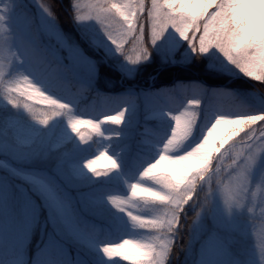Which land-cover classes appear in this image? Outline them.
<instances>
[{
  "label": "rangeland",
  "instance_id": "1",
  "mask_svg": "<svg viewBox=\"0 0 264 264\" xmlns=\"http://www.w3.org/2000/svg\"><path fill=\"white\" fill-rule=\"evenodd\" d=\"M79 2L84 5L88 0ZM5 4L9 7L3 13L4 23L10 39L2 36L0 39H6L8 46L23 59L22 64H16V70H25L42 85L51 82L52 85L67 88L73 79L95 86L99 77V60L89 54L88 49L98 52L106 61L115 59L117 65H114L130 78L135 77L142 65L131 66L123 57L109 51L111 44L106 48L96 42L91 30L96 27L101 36L103 32L94 19L83 20V24L75 22L84 40L79 42L69 36L56 19L45 13L41 5L47 4L43 0H0V7ZM144 4L146 8V0ZM75 15L74 12V21ZM80 15L86 16L87 9L82 7ZM138 21H135L137 26ZM133 42L130 37L123 45L130 55L133 54ZM86 43L88 49L84 46ZM144 46L148 47L145 34ZM153 50L167 63L184 64L194 57L172 33L158 41ZM206 57L211 66L229 75L242 77L227 67L216 54L210 53ZM10 70L6 64V73ZM123 93L127 95L114 110L127 109L123 124L103 126V136H92L89 142L96 140L88 145L81 146L62 119L51 122L47 128L31 122L17 130V138H8L0 130V264H109L100 248L110 237L127 232L128 224L126 218L111 208L108 198L127 195L126 182L134 181L143 166L134 178L127 175L126 166L130 161H138L143 152L149 150L148 146L160 133L150 122L167 119V107L175 98L165 96L157 99L150 90L136 86L126 87ZM228 93L217 96L215 107L210 111L208 106L202 107V121L221 106L220 101L225 97L234 104H244L245 109L252 112H264L261 94L241 87L234 89L231 96ZM129 94L133 97L130 98ZM108 107L111 108L110 105ZM79 131L81 135L89 136L90 130L85 127ZM199 135L198 132L197 139ZM239 138L234 137L220 152ZM65 139H71V144L65 145ZM93 147L94 155L89 154ZM59 150L61 154L57 157L54 153ZM99 150H107L118 161L120 170L93 180L81 173L78 162L85 157H94ZM219 155L216 153L211 158L210 171L215 170ZM106 167H109L106 161L96 165L101 170ZM39 171L45 172L46 178ZM221 172L223 177L226 165L221 166ZM261 173H264V159L255 171L253 183ZM119 175L126 178L123 185H119ZM195 202L196 197L193 196L189 204ZM197 211L199 207L192 205L185 209L181 229L179 226L175 237L174 243L179 244L180 235H186L188 249L185 264H257L250 235V217L246 211L233 212L229 216L219 198H214L212 206L199 217L196 216ZM256 223H259L258 209ZM37 227L38 240L31 247ZM32 250L35 252L34 258ZM170 257L171 253L168 260Z\"/></svg>",
  "mask_w": 264,
  "mask_h": 264
},
{
  "label": "clouds",
  "instance_id": "2",
  "mask_svg": "<svg viewBox=\"0 0 264 264\" xmlns=\"http://www.w3.org/2000/svg\"><path fill=\"white\" fill-rule=\"evenodd\" d=\"M141 2L144 4V0ZM73 3L74 0H69L70 8ZM151 4H157L168 19L164 34L158 41L172 33L197 60L214 53L235 73L264 85V0H151ZM43 6L48 10L47 5ZM8 7L7 4L0 7V20L5 18L3 13ZM49 16L55 19L51 13ZM111 26L117 35L133 28L131 23L121 25L117 20H113ZM0 36L10 39L8 29L0 32ZM157 42L153 44L150 41L151 46L145 47L146 54L137 63L127 62L125 57L130 55L127 52L124 56L118 52L117 56L123 57L131 66L146 64L151 60V50ZM132 55L134 57L135 51ZM13 57L18 58L17 64L23 63L6 39H0V58ZM29 77L25 72H19L20 85L16 91L31 101L27 106L39 119L48 118L47 125H39L47 128L51 122L62 119L81 146L93 142L95 139L91 142L89 139L98 137L96 132L100 133L99 137L103 136V126L110 125L109 122L116 116L127 113L125 108L99 119L87 113L78 114L72 105L61 102ZM204 93L202 87L181 90L184 101L173 106L170 114L165 113L170 123H165L155 137L151 146L152 155L138 177L126 182L127 195L108 198L111 208L126 218L128 224L127 232L110 237L100 248L109 264H168L172 248L166 260L160 253L167 251L166 245L173 246L176 242L178 231L175 225L169 226L171 218L178 213L184 214L189 205L199 207L196 213L199 217L212 206L214 198H219L229 216L233 212H247L257 264H264V173L253 183L255 171L264 159V143L255 147L249 143L253 136L258 141L264 137V112H252L225 97L220 101L221 106L202 121ZM28 115L33 119L32 115ZM73 121H79L95 131H89V136L81 140L80 135L72 131ZM234 137L240 138L220 152ZM216 153L220 154L217 166L210 171L209 160ZM103 154L99 150L94 157L81 159L78 162L81 173L96 180L100 176L119 172L120 165L116 161L109 169L95 167ZM222 165H226V174L220 176L213 186L212 178ZM193 196L196 202L189 204ZM179 226L181 229V219Z\"/></svg>",
  "mask_w": 264,
  "mask_h": 264
},
{
  "label": "trees",
  "instance_id": "3",
  "mask_svg": "<svg viewBox=\"0 0 264 264\" xmlns=\"http://www.w3.org/2000/svg\"><path fill=\"white\" fill-rule=\"evenodd\" d=\"M50 8L51 13L59 23V25L67 32L69 36H73L77 41L82 42V34L78 31L74 25V11L70 8L69 0H43ZM151 0H146V8L144 13L140 16L138 23L141 20L144 23V34L147 38V46L150 47L148 40V23H147V7L150 5ZM138 24V25H139ZM84 41V40H83ZM88 43L84 44L87 47ZM184 48V47H183ZM89 54H93L95 58L99 60V77L95 86H88L86 84L75 82L71 79L68 87H62L58 85H52V83H38L42 85L44 90L50 94L70 103L78 114H89L99 119L105 115L116 114L114 111L118 108L127 94L123 93L126 87H141L142 89H148L152 92V96L163 98L167 96H175L170 105L167 107V111L170 114L173 106L180 104L184 101V97L181 95V90L202 87L205 90L204 97L202 99L201 107L208 106L210 109L215 107L214 100L217 96L229 92L231 96L232 91L238 87L245 88L247 90H253L258 94H261L264 98V85H260L258 82H252L244 77L232 76L209 64V59L205 56L197 60L195 57L190 62L170 63L164 62L160 56L152 49V59L142 64L136 73L134 78H130L122 71L118 70L117 61H106L101 57V54L88 49ZM27 72L25 70H19L18 72ZM31 79V77H29ZM213 93L219 95L213 96ZM13 95L17 97L18 101H23L20 109H13L2 98H0V130L8 138H17L19 135L17 130L20 127H26L31 122H35L27 112L22 110L24 105L31 103L22 94L13 92ZM130 98L133 97L129 94ZM233 102L232 100H230ZM106 104V106L104 104ZM235 103V102H234ZM246 108L244 104H239ZM110 105L111 108L108 107ZM217 106V105H216ZM250 109H253L250 107ZM208 111V112H209ZM152 121V119H151ZM165 123H169L167 119H160L159 121H152L150 125H155V130L159 133ZM66 128L64 129L65 132ZM155 136V135H154ZM21 140V139H20ZM66 144H71V139H65ZM96 140V139H95ZM115 143V142H114ZM153 144V143H152ZM152 144L148 146V151L143 152L138 161L132 162L126 166V173L131 178H134L138 173L140 167L145 165L152 155ZM95 145L97 142L95 141ZM94 145V147H95ZM113 145V143H112ZM91 148L89 154L95 153V149ZM61 150L54 153L55 156H60ZM42 170V168H40ZM40 172V175L45 177V172ZM46 178V177H45ZM119 185H123L126 182V178L123 175L118 176ZM48 186V185H47ZM191 221V219H190ZM38 227L34 230L33 240L31 247L38 240ZM187 229V227H186ZM180 245L174 243L172 246L171 257L168 260V264H185L187 260V240L186 235H180ZM32 258H34V251L32 250Z\"/></svg>",
  "mask_w": 264,
  "mask_h": 264
},
{
  "label": "snow or ice",
  "instance_id": "4",
  "mask_svg": "<svg viewBox=\"0 0 264 264\" xmlns=\"http://www.w3.org/2000/svg\"><path fill=\"white\" fill-rule=\"evenodd\" d=\"M82 7L87 9L86 16L80 15V9ZM41 8L45 11L46 14L50 15L47 8H45L43 5H41ZM72 9L76 13L75 21L77 22V24H83V20L94 19L97 24L101 25V31L103 32V36L100 35V31H97L95 27L91 30L92 37L103 47L107 48L111 44L112 46L109 48V51H114L116 55L119 52L121 56H124L126 51L123 49V45L131 37L134 41L132 52L135 51V55L134 57L133 55H128L125 57L129 64L139 62L141 56L146 54L144 51V23L141 20L139 26L135 24V21L140 19V14L145 11V6L141 2V0H88V3L84 5H82L79 0H74ZM4 19L0 20V32L7 29L4 23ZM113 20L120 21L121 25L131 23L133 25V28L131 31L125 30L117 35L113 31V28L111 26ZM147 23L149 40L151 41V43L155 44L164 34V28L168 25L167 16H165V14L161 12L160 7L157 4H151L149 7H147ZM105 37L107 38V41L105 40ZM109 41H111L112 43H110ZM17 59L18 58L16 57H13L10 60L0 58V98H2L13 109L21 108L20 102L15 98L16 96L13 95V92L17 93L16 90L20 85L19 72L16 70L15 67L17 64ZM6 64H8L11 69L7 73L5 71ZM61 102H64V100H61ZM68 104L69 106H71L70 103ZM23 107L24 111L32 115L33 119H35L38 124L42 126L48 124V118L39 119L34 114V111L31 108H29L27 105H24ZM125 116L126 114L118 115L115 119H112L109 124L114 126H120L121 122L124 121ZM81 127L90 128V126L83 125L79 121H73L71 124L72 131L78 133L80 135L81 140H84L86 136L81 135L79 131ZM90 131H95V129L90 128ZM96 135L99 137L100 133L96 132ZM249 143L255 147L258 143H264V137H261L258 141L257 137L253 136L252 140L249 141ZM102 151L104 154L101 155L100 161H106L109 165V167H106L105 169L113 167V161H116V164H118V161L114 157H112L107 150ZM109 157H111V159H108ZM220 176H222L221 168L218 172H216L215 176L212 178L213 183ZM102 177L107 176H100L99 178ZM113 203H116V201H113ZM181 216L182 214L178 213L176 216L172 217L169 226L175 225L176 230H178ZM166 248L167 251L160 253V256L163 260H166L168 252H170L172 245H166Z\"/></svg>",
  "mask_w": 264,
  "mask_h": 264
}]
</instances>
